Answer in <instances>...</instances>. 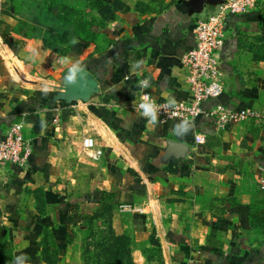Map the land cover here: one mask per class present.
Masks as SVG:
<instances>
[{
  "label": "crops",
  "instance_id": "1",
  "mask_svg": "<svg viewBox=\"0 0 264 264\" xmlns=\"http://www.w3.org/2000/svg\"><path fill=\"white\" fill-rule=\"evenodd\" d=\"M101 1H116V11L96 27V40L54 44L20 15L29 2L0 0V140L23 122L33 147L26 167L0 173V227L9 230L14 264H46L47 232L62 252L107 196L112 229L132 237L133 264H264V124L217 130L204 116L162 123L132 109L146 77L158 100L190 98L182 58L209 0ZM218 57L225 92L204 109L264 112V0L226 19ZM78 61L90 79L78 69L69 83ZM88 136L102 160L83 151Z\"/></svg>",
  "mask_w": 264,
  "mask_h": 264
},
{
  "label": "built area",
  "instance_id": "2",
  "mask_svg": "<svg viewBox=\"0 0 264 264\" xmlns=\"http://www.w3.org/2000/svg\"><path fill=\"white\" fill-rule=\"evenodd\" d=\"M228 4L205 20L198 19L193 25L195 46L182 58V65L186 73V81L190 88V98L183 102H168L158 100L148 86L142 88L138 101L132 106L133 111L145 119L157 118L162 123L172 120L192 122L204 116L212 119L217 130H223L228 124L256 122L264 124V112L254 108L242 110H228L217 106L205 110V102L219 98L225 92L224 72L218 54L225 41L226 19L230 15H247L256 9L258 0H227ZM144 80V79H143ZM146 98V99H145ZM142 103L153 105L150 115H143ZM203 137L197 136L196 142H203ZM83 151L93 161H100L104 157V149L94 137L83 139ZM33 154V147L24 136L23 122H14L6 136L0 140V173L4 166L13 164L24 168L29 164ZM264 188V181L262 182Z\"/></svg>",
  "mask_w": 264,
  "mask_h": 264
},
{
  "label": "rangeland",
  "instance_id": "3",
  "mask_svg": "<svg viewBox=\"0 0 264 264\" xmlns=\"http://www.w3.org/2000/svg\"><path fill=\"white\" fill-rule=\"evenodd\" d=\"M25 1L29 3L18 4L20 15H30L29 21L34 28L39 27L42 30H48L45 33L47 36L45 37L46 41L51 42L52 39L67 40L69 42H77L83 39L96 40V27H98V24L105 23L104 20H98L92 11L89 10V6L91 7L94 4L93 0H87L85 4H80L79 0H73V3L66 5L64 3H56L57 0H52L51 3L49 2L51 0ZM34 15H36L35 19L32 20L31 18ZM53 32H59L60 36L64 33L65 35L55 38L51 36ZM68 34H71V36ZM111 204V200L107 196L104 198V203L100 208L88 210L84 214L82 222L72 228L68 236V244L62 252L57 250L52 244V239L47 232L48 241L45 239L44 247L48 245L50 250L45 254L46 264H113L114 258L105 251L109 246L108 244L113 242L111 241ZM254 232L253 238L255 239L257 232ZM4 235L1 242L5 241ZM2 249H6L9 254L11 247L3 245Z\"/></svg>",
  "mask_w": 264,
  "mask_h": 264
},
{
  "label": "trees",
  "instance_id": "4",
  "mask_svg": "<svg viewBox=\"0 0 264 264\" xmlns=\"http://www.w3.org/2000/svg\"><path fill=\"white\" fill-rule=\"evenodd\" d=\"M84 1V0H83ZM52 2V0H51ZM50 2V3H51ZM85 2H87V0H85ZM94 4L93 6H89L90 9L93 10H98V12L100 13V15L103 17L104 22L111 20L115 17V11H116V1L113 4H107L104 3L101 0H93ZM56 3H64L63 0H57ZM65 4V3H64ZM88 4V3H87ZM66 5V4H65ZM106 23H101L98 25H104ZM48 30H42V32L45 34ZM64 34H62V36H64ZM71 36V34H68ZM52 37L55 38H60L62 36H60L59 32H53L51 34ZM60 36V37H59ZM47 37L46 34L44 35V38ZM52 43H67V44H71L73 42H69L67 40H51ZM251 216V228L253 231H256V225L258 222V213L256 211H254L253 209L251 210L250 213ZM256 221V222H255ZM255 233V232H254ZM3 234L4 235V242H1V240H3ZM48 235L50 237H52V234ZM46 239L48 241V238L46 236ZM112 243L108 244L109 246L106 248V252L107 254H110L112 256V258H114V263L113 264H133L132 261V257H131V252H132V237L131 235H129L128 233L119 235L117 233L114 232V230L112 229ZM0 264H14V248H13V244L11 241V237H10V233L9 230L7 228L4 227H0ZM6 245V246H10V253L8 254V251L6 249H2V246ZM57 249V248H56ZM50 250V247H48V245L46 247H44V255L47 254ZM46 260V257H45Z\"/></svg>",
  "mask_w": 264,
  "mask_h": 264
},
{
  "label": "water",
  "instance_id": "5",
  "mask_svg": "<svg viewBox=\"0 0 264 264\" xmlns=\"http://www.w3.org/2000/svg\"><path fill=\"white\" fill-rule=\"evenodd\" d=\"M228 4L227 0H209L206 4L203 11H201L196 18L193 20L192 25L195 24L196 20L203 19L205 20L210 14L218 12L221 7L226 6ZM78 78L81 80L90 79V76L87 72L79 71L77 74Z\"/></svg>",
  "mask_w": 264,
  "mask_h": 264
},
{
  "label": "clouds",
  "instance_id": "6",
  "mask_svg": "<svg viewBox=\"0 0 264 264\" xmlns=\"http://www.w3.org/2000/svg\"><path fill=\"white\" fill-rule=\"evenodd\" d=\"M76 41H73V43H75ZM141 61H138L137 63H136V65H137V67H140V65H141ZM81 70V71H84L85 69H84V66L83 65H81V63L78 61L77 62V65L76 66H74L72 69H71V72H70V74H68L67 76H66V80L69 82V83H71V82H74L75 80H76V75H75V73H76V71L77 70ZM139 85L140 86H142V87H147L148 86V80L147 79H144V80H141V81H139ZM146 99V98H145ZM140 107L141 108H143V115H150L152 112H153V105L152 104H150V103H142V104H140ZM187 130V129H186Z\"/></svg>",
  "mask_w": 264,
  "mask_h": 264
}]
</instances>
